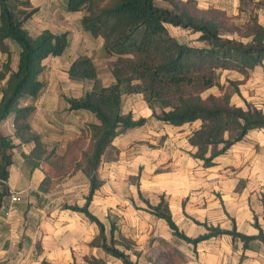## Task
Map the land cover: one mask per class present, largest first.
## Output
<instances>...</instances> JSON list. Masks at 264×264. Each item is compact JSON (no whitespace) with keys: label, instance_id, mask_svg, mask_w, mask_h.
Segmentation results:
<instances>
[{"label":"trees","instance_id":"16d2710c","mask_svg":"<svg viewBox=\"0 0 264 264\" xmlns=\"http://www.w3.org/2000/svg\"><path fill=\"white\" fill-rule=\"evenodd\" d=\"M65 0L67 12L81 11L80 24L92 37L102 41L103 52L113 56L109 68L112 80L101 82L92 58L86 54L76 55L69 63L67 77L74 82H89V86L78 97H65L67 110H82L97 121L86 125L87 144L79 151L73 164L51 163L40 134L33 131L29 118L34 111L32 103L42 91L43 60L49 56L62 55L68 47L66 32L43 29L32 35L25 27L34 13L28 9V0H0V52L5 60L0 66V207L10 194L7 184L8 168L13 161L15 148L31 145L27 153L22 152L29 170L48 163L59 176L80 171L88 181L83 204L64 203L62 209L83 214L94 222L98 233L89 242L91 247L120 260L122 264H182L183 254L159 239L164 249L155 257L141 261L140 251L133 241L119 234L117 225L110 221L108 234L103 222L89 210L95 191L102 185L97 170L112 140L127 130L140 127L146 117H135L132 112L122 110V98L128 94H141L150 116L161 123L180 126L192 125L186 135L191 147L190 157L199 160L201 166L215 164L214 159L225 153L234 143L244 139L253 129L264 128V111L242 98L244 106L231 101L233 94L240 95L238 80H227L231 91L219 82L218 73L232 70L247 77L255 67L264 68V26L252 10L242 24L234 23L226 12L209 6L200 8L196 0ZM247 2L264 9V0H240V9ZM197 32V41L190 44L179 41L167 25ZM8 42L17 48L15 68L11 67V50ZM216 86L218 94L208 93ZM11 118L12 133L5 134L1 125ZM51 177V176H50ZM138 180V174L130 176ZM138 188V181L136 182ZM50 178L45 175L38 190L46 192ZM148 211L162 218L171 234L193 246L212 236L231 235L239 238L243 247L252 239L264 241V234L249 236L218 225L199 222L206 232L195 237L187 235L174 222L168 204L159 197L152 205L142 198ZM264 218V197L262 198ZM131 254L135 259H131ZM88 264H103L102 258L88 256ZM39 264H52L42 259Z\"/></svg>","mask_w":264,"mask_h":264},{"label":"rangeland","instance_id":"374dc122","mask_svg":"<svg viewBox=\"0 0 264 264\" xmlns=\"http://www.w3.org/2000/svg\"><path fill=\"white\" fill-rule=\"evenodd\" d=\"M28 1V9H34V13L25 23V27L30 34H38L43 29H49L53 32H66L68 34L69 43L65 52L60 56H49L43 60L44 70L41 79L44 83V88L40 96L34 101L36 109L31 118V126L33 131L40 134L47 151L50 152L49 160L51 163L71 165L78 159L79 151L87 144L86 133L84 131L86 125L93 121V117L85 111H69L66 109L67 103L65 97H78L89 86V82L79 83L71 81L67 77L66 69L70 61L76 55L80 53L86 54L92 58L96 65L98 77L101 82L108 84L112 80L109 68L113 62V56L103 52L101 39L94 38L87 31L83 30L80 24L81 11L71 13L65 10V0ZM155 1L158 4L161 3L160 0ZM217 2L222 3V5L226 7L224 11L234 23L242 24L247 18V10H252V12L256 14L259 23L264 26V9L255 3L247 2L243 8H239L238 10L237 6H234V2L232 3V0H196L197 6L200 8H207L203 6H206L208 3H211L208 7L216 5ZM167 29L181 42L201 44L197 41V32H190L176 26L173 27L171 24L167 25ZM8 44L11 50V67L15 68L17 48L10 42H8ZM4 60L5 55L0 52V66ZM218 80L227 91L232 90L227 80L240 81L238 84L240 95H232L231 101L233 103L244 106L242 98H245L247 101L252 102L253 105L264 106V68H254L248 73L247 77H244L236 71L223 70L218 73ZM1 83L2 82H0V85ZM208 93L218 94L217 87L214 86L210 88L203 93V95L206 96ZM122 110L124 112H132L135 117L146 116V123L141 127L126 131L117 138V140H119L117 145L110 146L102 158V161L107 165L111 161L118 160H122L124 163L130 162L132 159L146 161V153L153 148L152 146L160 143L157 134H163V137L170 136L171 138L181 136V140L183 141L182 151L186 154L185 135L195 123L192 125H185L181 130L164 125L160 121L149 116V109L140 94L124 95L122 98ZM1 130L3 133L7 134L8 125H2ZM252 134H254V132ZM23 150H27V148L23 147ZM20 151L21 147L14 149L13 160L19 158ZM197 161L200 162L199 160L193 162ZM183 166L185 167L184 164ZM157 168H160V166ZM195 168V165L192 164L191 169ZM41 170L44 176L47 175L50 178V186L48 191H41V193H39L40 201L38 197L35 196L37 186L31 180L27 182L25 188H14L12 192H18V199L13 200L11 197L12 192H10L9 197L7 196V198H5L4 207L0 209V235L7 237L5 247L8 249L7 254L9 255L8 259L0 261L2 263H5V261L8 264H33L36 262L34 260L36 251L35 243L40 242L41 235V232L37 229V225L41 223L43 219L47 221L44 217L51 212L54 214L57 211L58 214H56L55 217L53 215V221L49 220L48 222L54 227V225L60 221L59 224L64 228L63 235L73 234L66 227L70 224L71 220H73L74 224L80 229H83L85 234L89 237L96 231L95 225L85 220L83 215L79 213H70L61 208V205L64 203L83 204L84 196L88 189V181L84 175L80 171H76L71 174L67 173L64 176H59L58 174L60 171H55L54 167L50 166L48 163H42ZM134 172L135 174H139L138 170ZM185 175L184 179L191 181V177H188L187 174ZM116 181L117 182L108 184L107 187L102 186L98 189L97 196L99 197L92 199L90 209L104 222L106 235L108 234L107 230L110 221L115 222L117 225L118 229L115 232L116 236L119 234H129V236L136 235L138 233V224L146 221L141 218L139 212L136 211L139 207L130 202L132 200L131 189L134 188L136 190V182L138 180L135 181V179L133 180L129 176L128 178L121 177ZM147 181V184H150V178H148ZM21 189L22 193L20 192ZM199 190V188L192 187V189H188L184 193L186 197L184 198L183 204L187 205L189 211L194 209L201 210L202 207H205L207 203L211 201V195H207L209 191H207L206 188L205 192L203 191L202 197L197 196L202 193V191L200 190V193ZM100 193L103 195L101 198ZM104 193L110 196L118 194V198H108L109 202L107 203L106 216L99 212L100 203L102 199L105 198ZM143 194L145 196L147 195V199H151V201H154L158 196L155 189H149L148 187L146 191H143ZM98 198H100V200ZM136 198L139 202L141 201L137 196ZM138 201L136 203H138ZM9 211L11 212L9 220L5 222L3 218L7 217ZM61 214L63 215L62 218L60 217ZM72 214L74 217H72ZM147 223L151 224L152 229L154 228L153 222L147 221ZM178 225L186 234H190L191 228L195 227L196 224L189 221L187 225L181 222ZM82 238L83 237H80L79 241H81ZM150 239L151 236L147 239L142 249L138 250L135 248L141 253V261H144L145 258L155 257L164 249L158 241L152 244L149 242ZM168 244L178 250L180 249L186 253L192 254L191 245L178 237L172 236ZM214 245L217 244L214 243ZM205 246L207 247L208 244ZM91 251L93 253H91ZM74 253H76L75 256ZM101 253L104 252L101 251L99 247L92 248V250L89 247L84 253L85 255H82L80 251L76 252L72 249L71 254L73 259L77 257L78 260H69L66 264H88L83 258L92 255L98 257ZM104 258L103 264H121L107 254H105ZM131 259H135L133 254H131Z\"/></svg>","mask_w":264,"mask_h":264},{"label":"crops","instance_id":"0c3cea01","mask_svg":"<svg viewBox=\"0 0 264 264\" xmlns=\"http://www.w3.org/2000/svg\"><path fill=\"white\" fill-rule=\"evenodd\" d=\"M233 2L234 6H237V9L239 10L240 0H232V3ZM208 5H211V3H208L203 7H208ZM213 7L226 10V7L218 2L216 5H213ZM40 94L32 100L33 104ZM257 107L262 108L264 111V106L258 105ZM35 109L36 106L29 118L30 124ZM92 119L95 122L97 121L95 118ZM4 124L8 125L6 133H12L11 118H8ZM196 124L197 122H195L191 128L196 126ZM185 125L189 124L185 123L180 126H168L181 130ZM189 130L186 132V135ZM253 132L254 134H252ZM186 135V154L182 151L183 141L181 140V136L171 138L170 136L163 137V134H157L160 143L152 146L153 148L146 153V161L132 159L130 162L124 163V161L118 160L111 161L108 165L103 161L101 162L97 173L103 183L98 189L102 186L107 187L108 184L117 182L116 180L121 177L128 178L129 176L137 175L138 173L135 174L134 171H139L138 188L136 187V190L134 188L131 189L132 200L130 202L139 207L136 211H138L141 218L146 221L138 224V233L136 235L129 236V234H123V236L127 238L130 237L133 241L134 248L138 250L145 246L146 241L150 236L151 239L149 242L152 244L156 243L159 239H164L169 242L173 236L166 222L162 218H159L148 211L146 203L138 197V189L141 192L142 198L148 200L152 205L158 202L160 196H163L177 226H179L178 224L180 222L186 225L189 224V221L195 223L193 219L198 220L200 218L199 222L206 221L208 224L214 226L218 225L220 228L226 230H230L234 225L236 231L245 235L256 236L260 229L264 234L262 205V198L264 197V128L250 130L245 135L244 139L234 143L225 153L217 156L214 159L215 164L209 167L201 166L198 161L193 162L196 160L192 159L188 154V150L191 147L187 143ZM119 136L120 135L116 136L112 140L110 146L117 145L119 142L117 138ZM23 147H26L27 150H23ZM30 147V144L21 146L19 158L16 160L14 159L8 168L9 173L7 184L10 192H12L14 191V188H25L27 182L32 180L37 186L35 196H37L40 201L39 193H41V191L38 190V185L44 177L41 165L33 170H29L21 155L22 152L27 153ZM192 164L195 165V169H191ZM158 166H160V168H157ZM185 174H187L188 177H191V181L184 179V176H186ZM148 178H150V184H147ZM147 187L157 191L158 196L154 201L147 199L148 196L143 194V191H146ZM192 187L199 188L202 191L201 193L199 190L201 193L197 195L199 197L203 196L205 188L209 191L207 195H211L210 203H207V205L202 207L201 210L194 209L189 211L187 205L183 204L184 198L186 197L184 193L188 189H192ZM98 189L95 191L92 199L99 197L97 196ZM20 192L22 193V189ZM135 194L142 202L137 200ZM104 195L105 198L102 199L100 203L99 212L106 216L107 203L109 202L110 197L118 198V194L110 196L104 193ZM101 196L103 195L100 193V198ZM100 198L98 199L100 200ZM137 201L138 203H136ZM91 202L89 204L90 211ZM3 204L4 202L0 209L4 207ZM64 210L69 211L70 213H78L68 209ZM10 213V211L7 213V217L3 218V221L7 222L9 220ZM56 214H58L57 211L54 214L51 212L49 215H44V218L47 221H44L43 219L42 222L37 225V229L41 232V235L40 242L35 243L36 251L34 260L36 262L33 264H39L42 259H45L52 264H66L69 260H78L77 257L73 259L71 254L72 249L76 252L80 251L83 255L89 247L91 250L92 248H95L89 246V242L98 233V228L94 222L91 223L95 225L96 231L91 237L87 236L83 229H80L74 224L73 220H71L70 224L66 226L73 234L63 235L64 228L59 224L60 221H58V223L55 222L57 224H55L54 227L48 222L49 220L53 221V215L55 217ZM60 217L62 218L63 215L61 214ZM72 217H74L73 214ZM85 220L89 221L86 217ZM147 221L154 223L153 229L151 224H148ZM195 224L196 228L192 227L191 233L187 235L195 237L206 232V229L201 224ZM80 237H83L81 241H79ZM6 243L7 237L0 235V261L9 258V255L7 254L8 249L5 247ZM205 243L208 244L207 247L205 246ZM214 243L217 245H214ZM191 249L192 254L179 249L186 258V262L184 261L182 264H264V241L259 238L252 239L248 242L247 247L244 248L243 242L239 238L232 239L231 235L222 234L198 242L195 247V252L193 251L192 245ZM91 253L93 252L91 251ZM75 254L76 253H74V256ZM105 254L101 253L98 257L104 260ZM112 258L121 263L120 260L114 257ZM83 260L85 259L83 258ZM0 264L8 263L5 261V263L0 262Z\"/></svg>","mask_w":264,"mask_h":264},{"label":"built area","instance_id":"2783aa9c","mask_svg":"<svg viewBox=\"0 0 264 264\" xmlns=\"http://www.w3.org/2000/svg\"><path fill=\"white\" fill-rule=\"evenodd\" d=\"M11 197L13 200H17L18 199V192H12Z\"/></svg>","mask_w":264,"mask_h":264}]
</instances>
